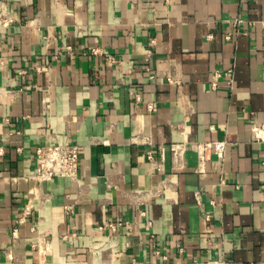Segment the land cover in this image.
<instances>
[{
	"label": "crops",
	"instance_id": "1",
	"mask_svg": "<svg viewBox=\"0 0 264 264\" xmlns=\"http://www.w3.org/2000/svg\"><path fill=\"white\" fill-rule=\"evenodd\" d=\"M0 16V264H264L248 23L264 0H0ZM65 141L78 180L38 183L35 147Z\"/></svg>",
	"mask_w": 264,
	"mask_h": 264
},
{
	"label": "built area",
	"instance_id": "2",
	"mask_svg": "<svg viewBox=\"0 0 264 264\" xmlns=\"http://www.w3.org/2000/svg\"><path fill=\"white\" fill-rule=\"evenodd\" d=\"M236 21L241 22L240 18H237ZM3 22V19L0 16V23ZM249 24L260 26L261 31V48L264 51V19L257 21H248ZM93 53H98L97 50H93ZM107 59L110 62H115V56L112 54H107ZM226 74H229L228 83H231V70H228ZM219 73H215L217 77ZM214 77V78H215ZM215 83H213L214 85ZM251 132L254 139L259 140L263 143L264 146V124H253L251 127ZM213 147L214 151L217 154H221L224 151L225 142L224 141H214L212 144H200L198 145V150L200 154V159L203 157L204 149L209 146ZM80 156V147L78 144L65 141L64 143L58 144H45L38 145L35 147V166L32 174V178L38 183H42L47 180H51L54 177H67L70 180L77 181V170H78V161ZM148 157L151 158V154H148ZM260 166L264 170V147H263V156L260 160ZM30 207L26 206L23 210V215L19 218L18 222H22L24 217L29 213ZM205 217H207L205 215ZM110 227L114 228V224H109ZM16 234V229L13 232Z\"/></svg>",
	"mask_w": 264,
	"mask_h": 264
}]
</instances>
